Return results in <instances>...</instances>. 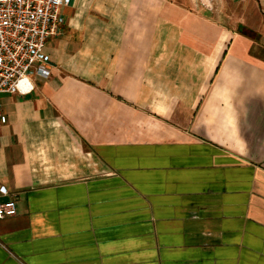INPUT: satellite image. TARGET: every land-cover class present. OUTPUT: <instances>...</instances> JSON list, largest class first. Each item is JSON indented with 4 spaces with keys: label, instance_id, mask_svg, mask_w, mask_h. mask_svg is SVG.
<instances>
[{
    "label": "crops",
    "instance_id": "crops-1",
    "mask_svg": "<svg viewBox=\"0 0 264 264\" xmlns=\"http://www.w3.org/2000/svg\"><path fill=\"white\" fill-rule=\"evenodd\" d=\"M61 15L0 94V264H264V0Z\"/></svg>",
    "mask_w": 264,
    "mask_h": 264
},
{
    "label": "built area",
    "instance_id": "built-area-1",
    "mask_svg": "<svg viewBox=\"0 0 264 264\" xmlns=\"http://www.w3.org/2000/svg\"><path fill=\"white\" fill-rule=\"evenodd\" d=\"M71 0H0V94L27 93L31 77L48 78V38L62 32L61 9ZM216 0H203L213 7ZM7 122L0 104V124ZM8 195L6 189H1ZM16 214L10 197L0 202V219Z\"/></svg>",
    "mask_w": 264,
    "mask_h": 264
}]
</instances>
